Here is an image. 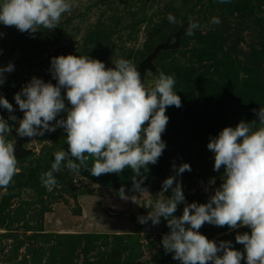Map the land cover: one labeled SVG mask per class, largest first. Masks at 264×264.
<instances>
[{
    "label": "rangeland",
    "instance_id": "374dc122",
    "mask_svg": "<svg viewBox=\"0 0 264 264\" xmlns=\"http://www.w3.org/2000/svg\"><path fill=\"white\" fill-rule=\"evenodd\" d=\"M71 3L72 11L63 14L52 30L41 27L30 34L0 24V67L14 65V71L5 73L0 96L15 109L9 113L0 106V116L12 131L24 115L14 95L33 77L57 83L50 72L52 57L89 56L106 67L123 58L138 68L157 44L196 17L198 27L191 35L187 29L179 49L158 54L155 72L148 73L144 82L152 87L160 72L174 76L182 106L166 109L169 121L162 134L166 148L156 164L142 170L141 187L148 192L133 188L135 174L130 168L97 177L87 168L71 171L64 166L54 173L57 183L48 191L40 177L51 170L55 152L68 150L66 132L57 127L43 136L19 137L30 153L17 158V174L9 186L0 187V264H181L162 245L170 232L167 219L161 217L155 231L146 234L143 227L153 223H141L139 218L151 211L149 200L154 206L157 200L171 197L172 190L163 191L162 184L176 176L174 164L191 166V171L176 176L185 197L173 214L176 218L182 216L185 204L208 203L222 184L224 168L214 171V153L207 148L210 138L224 127L258 121L253 109L264 107V0ZM169 14L175 23L169 22ZM213 17L220 23H212ZM65 104L70 107L66 99ZM61 118L66 119V113L57 117ZM6 139L12 142L11 134ZM92 163L89 158L87 166ZM198 231L217 245L231 242L246 257L235 237L250 234V228L205 223ZM132 236L135 239L126 243Z\"/></svg>",
    "mask_w": 264,
    "mask_h": 264
},
{
    "label": "clouds",
    "instance_id": "9594fccd",
    "mask_svg": "<svg viewBox=\"0 0 264 264\" xmlns=\"http://www.w3.org/2000/svg\"><path fill=\"white\" fill-rule=\"evenodd\" d=\"M72 7L71 0H0V24L30 34L41 27L52 30ZM168 20L176 22L172 14ZM211 22L219 24L220 20L213 17ZM197 27L198 23L190 22L188 34ZM113 64L114 67H106L104 62L89 56L52 57L50 72L57 83L33 77L14 95L24 114L15 129L20 138L43 136L57 127L67 134L68 150L55 152L51 170L41 174V182L48 191L57 183L54 173L64 166L71 171L87 168L97 177L130 168L135 174L133 188L139 193L148 192L141 187L142 170L146 171L149 164H156L162 156L166 148L162 134L169 121L166 109L181 107V97L174 91L176 81L172 75L160 72L153 86L146 87L131 61L121 58ZM12 71V63L0 67V85L5 82V73ZM0 106L9 113L15 111L3 96ZM253 112L258 121L224 127L207 144L214 153V171L224 168L223 182L208 203L185 204L182 216L173 215L178 204L185 202L176 176L191 171L188 163L178 167L174 164L176 176L168 177L162 184L163 191L172 190L171 197L157 200L154 206L149 200L147 208L151 211L147 217L139 218L141 223L151 220L154 225L160 223L161 217L167 219L170 232L163 236L162 245L181 264H241L245 259L246 264H264V107ZM61 113H66V119H57ZM11 131L0 116V187L9 186L17 174L14 144L6 139ZM89 158L93 160L90 168ZM210 184H215L214 178ZM120 192L123 198L124 189ZM205 223L231 229L250 228V234L235 237L244 246L246 257L231 242L221 241L217 245L201 234L198 230Z\"/></svg>",
    "mask_w": 264,
    "mask_h": 264
},
{
    "label": "water",
    "instance_id": "95a60500",
    "mask_svg": "<svg viewBox=\"0 0 264 264\" xmlns=\"http://www.w3.org/2000/svg\"><path fill=\"white\" fill-rule=\"evenodd\" d=\"M196 17H192L190 20L182 23L177 30L168 36L163 42L157 44L151 52L146 54L143 60L138 64L137 70L140 72L141 80L145 82L146 76L148 73L153 74L155 72L154 61L157 58L158 54L166 51H174L181 47L182 38L184 37L190 22H195ZM12 137V142L15 148V156L17 158H22L30 153L29 149L23 147V143L20 140L16 132H10ZM155 231V225L150 224L143 227L144 233H151Z\"/></svg>",
    "mask_w": 264,
    "mask_h": 264
},
{
    "label": "trees",
    "instance_id": "16d2710c",
    "mask_svg": "<svg viewBox=\"0 0 264 264\" xmlns=\"http://www.w3.org/2000/svg\"><path fill=\"white\" fill-rule=\"evenodd\" d=\"M134 239H135V238L132 236L131 238H129V239L126 241V243H131ZM126 243H125V244H126Z\"/></svg>",
    "mask_w": 264,
    "mask_h": 264
}]
</instances>
